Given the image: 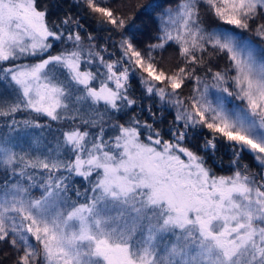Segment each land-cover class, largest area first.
Listing matches in <instances>:
<instances>
[{
    "label": "snow or ice",
    "instance_id": "snow-or-ice-1",
    "mask_svg": "<svg viewBox=\"0 0 264 264\" xmlns=\"http://www.w3.org/2000/svg\"><path fill=\"white\" fill-rule=\"evenodd\" d=\"M84 2L110 44L89 34L85 49L79 19L50 21L37 0H0L3 126L50 127L18 121L20 112L66 125L50 146L0 135V244L13 264H264V174L240 164L247 154L264 172V22L260 43L243 35L264 18V0H153L137 13H155L147 43L135 15L106 6L116 0ZM170 49L177 62L166 71ZM144 98L175 110L167 138ZM221 145L228 175L208 164Z\"/></svg>",
    "mask_w": 264,
    "mask_h": 264
},
{
    "label": "trees",
    "instance_id": "trees-1",
    "mask_svg": "<svg viewBox=\"0 0 264 264\" xmlns=\"http://www.w3.org/2000/svg\"><path fill=\"white\" fill-rule=\"evenodd\" d=\"M153 0H116L115 3H110L106 6L112 7L119 12H122L125 16L135 15L136 19L134 21L135 25L141 28L142 32L137 33L138 38L143 42H149V38L151 35L155 33V23H154V15H147L143 12L138 13V9L143 8V6L152 3ZM158 2L164 7L168 6L169 0H158ZM38 7L41 9L47 8L49 12L50 21H55L63 18L66 15H71L74 19H79L82 28L80 29V34L84 40L83 47L87 49L89 47L88 36L91 34L95 39L92 43H95L98 47L104 44H110V41L107 40L108 33L105 31H101L99 25L97 24L98 17L90 14L86 8V3L84 0H81L80 6L74 2V0H37ZM120 5H123L121 7ZM157 11V10H156ZM201 15L203 17V22L205 26L208 28L214 27L218 21L212 17V15L207 11L206 7H201ZM264 22V18L255 21L252 24V29L254 31L256 24ZM253 31L246 32L250 37H253ZM256 42L258 41L256 38L254 39ZM62 45L57 43L55 47L50 51L49 54H56ZM159 55V54H158ZM115 59V57H113ZM36 59L29 58L27 62H35ZM23 62V61H21ZM176 59L171 55V49L168 52L163 53V59L160 61V67H162L166 71L175 70ZM213 68V71L218 70L219 68L224 67V62L221 61H213L210 65ZM132 86L135 89L131 92V95L138 98V103L142 97V92L139 87V83L137 79L132 80ZM192 85L189 84L187 88L183 90L184 94L190 92ZM142 104L145 109H147L149 104H152L153 111L156 113V121L157 127L164 130L165 138H167V129L170 125V122L174 120V113L171 111H164L161 113L159 110V105L156 100H149L144 98L142 100ZM136 114L139 116L141 121L148 120L149 123L152 122V118L149 113L145 110L140 112L139 108L134 109ZM129 113L128 115H131ZM163 117V122L160 123V119ZM18 121L24 120H34L41 125H49L50 127L43 128H25L21 123L19 130L12 131L9 133V130L3 126L4 121L0 118V135L8 133L12 138H20L23 140L22 147L27 148L32 144V140L38 139L41 143V146H50V142L53 140V137L57 134L55 130L60 127H66V125L57 123V122H49L46 117L37 116L35 113L29 112H20L16 114L15 117ZM128 116L121 115L120 120H126ZM207 130H205V133ZM205 133H199L194 138L191 139L190 144L194 148V150H198L199 145L203 142V136ZM191 135V133H190ZM19 150V148H17ZM232 159L231 153L224 148L222 145L219 146L218 151L215 154V157H208V164L213 168V171L218 175H228L231 173V169L229 168L230 160ZM241 165L247 164L249 171L251 173H259L264 174L262 170L257 166V164L253 161L250 155H244L240 161ZM75 183H81L80 178H76ZM34 195H39V192H34ZM15 260V256L13 254V250L9 247L8 244H0V264H13Z\"/></svg>",
    "mask_w": 264,
    "mask_h": 264
},
{
    "label": "rangeland",
    "instance_id": "rangeland-1",
    "mask_svg": "<svg viewBox=\"0 0 264 264\" xmlns=\"http://www.w3.org/2000/svg\"><path fill=\"white\" fill-rule=\"evenodd\" d=\"M157 11H159V9H157ZM253 36H254V31H253ZM243 35L245 36V37H249V38H251V39H253V41H254V43H260V41L258 40L257 42L254 40L255 38H253V37H250L248 34H246V32L245 33H243ZM255 37V36H254ZM36 62V61H35ZM35 62H28V63H35ZM183 95H187V94H184V93H182ZM156 102H157V104L159 105V102H158V100H156ZM172 112L174 113V115H175V110L173 109L172 110ZM58 123V122H57ZM252 157V156H251ZM253 159V158H252ZM254 161V160H253ZM255 162V161H254ZM256 163V162H255Z\"/></svg>",
    "mask_w": 264,
    "mask_h": 264
}]
</instances>
